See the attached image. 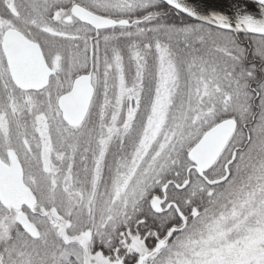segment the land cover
I'll return each mask as SVG.
<instances>
[{"label":"snow or ice","instance_id":"1","mask_svg":"<svg viewBox=\"0 0 264 264\" xmlns=\"http://www.w3.org/2000/svg\"><path fill=\"white\" fill-rule=\"evenodd\" d=\"M0 264H264V0H0Z\"/></svg>","mask_w":264,"mask_h":264}]
</instances>
